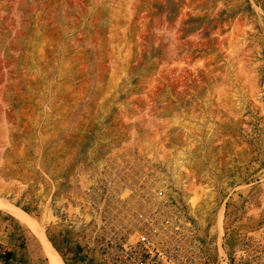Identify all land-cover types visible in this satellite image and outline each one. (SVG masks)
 <instances>
[{"label": "rangeland", "instance_id": "rangeland-1", "mask_svg": "<svg viewBox=\"0 0 264 264\" xmlns=\"http://www.w3.org/2000/svg\"><path fill=\"white\" fill-rule=\"evenodd\" d=\"M0 201V264H264V0H0Z\"/></svg>", "mask_w": 264, "mask_h": 264}, {"label": "built area", "instance_id": "built-area-1", "mask_svg": "<svg viewBox=\"0 0 264 264\" xmlns=\"http://www.w3.org/2000/svg\"><path fill=\"white\" fill-rule=\"evenodd\" d=\"M154 233V232H153ZM179 251L169 250L154 242L151 233H140L119 245L118 264H180ZM189 264H192L189 261Z\"/></svg>", "mask_w": 264, "mask_h": 264}, {"label": "bare ground", "instance_id": "bare-ground-1", "mask_svg": "<svg viewBox=\"0 0 264 264\" xmlns=\"http://www.w3.org/2000/svg\"><path fill=\"white\" fill-rule=\"evenodd\" d=\"M3 208L2 202L0 201V209ZM25 220L34 228L36 232L39 233L38 229L33 223L30 222L27 218ZM41 238L43 239L45 246L47 248V254L49 257V264H64L58 252L54 249L49 239L42 233H40Z\"/></svg>", "mask_w": 264, "mask_h": 264}, {"label": "crops", "instance_id": "crops-1", "mask_svg": "<svg viewBox=\"0 0 264 264\" xmlns=\"http://www.w3.org/2000/svg\"><path fill=\"white\" fill-rule=\"evenodd\" d=\"M75 255H77L78 257H75V259H72V261L76 260L75 263H78V260L80 259L79 256L81 257L82 254L80 253V254H75ZM75 255H73V256H75ZM71 257H72V255H71Z\"/></svg>", "mask_w": 264, "mask_h": 264}]
</instances>
